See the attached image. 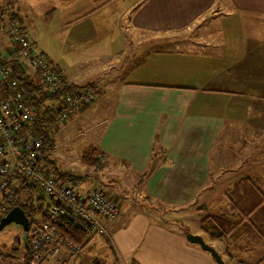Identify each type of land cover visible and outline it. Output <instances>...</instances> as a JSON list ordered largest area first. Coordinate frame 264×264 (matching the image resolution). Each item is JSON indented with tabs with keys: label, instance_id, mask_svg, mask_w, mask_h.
<instances>
[{
	"label": "crops",
	"instance_id": "obj_1",
	"mask_svg": "<svg viewBox=\"0 0 264 264\" xmlns=\"http://www.w3.org/2000/svg\"><path fill=\"white\" fill-rule=\"evenodd\" d=\"M81 1H61L63 25L73 46L100 38L102 63L82 81L50 59L65 81L91 86L97 97L64 123L92 111L101 93L111 99L87 146L114 167L130 169L143 203H153L147 207L217 214L239 179H256L264 189V0H112L95 10L90 0ZM2 7L18 18L12 2ZM9 45L0 29L1 55ZM137 198L121 197L117 220L105 222L108 232L90 239L74 264H106L109 246L121 264H217L186 239L189 232L202 234L133 214L145 205ZM237 240L241 247L247 242ZM204 241L222 257L223 240ZM46 260L60 264L59 258Z\"/></svg>",
	"mask_w": 264,
	"mask_h": 264
},
{
	"label": "built area",
	"instance_id": "obj_2",
	"mask_svg": "<svg viewBox=\"0 0 264 264\" xmlns=\"http://www.w3.org/2000/svg\"><path fill=\"white\" fill-rule=\"evenodd\" d=\"M0 29L10 40L8 51L0 54V218L23 185L34 188L36 195L30 198L32 203H36V196L44 198L48 204L44 212L46 219H34L27 242L31 264H41L47 253L64 251L70 257L81 248L58 232L60 217L76 224L86 237H93L106 233L103 221L118 217L119 204L116 198L97 189L76 191L45 168L40 158V152L46 148L44 137L36 132L33 110L26 105L22 88L11 78L2 60L20 57L37 71L46 91L57 95L51 101L53 116L44 124L50 132L71 114L92 103L96 96L94 89L85 86L59 92L64 81L62 72L36 49L23 26L8 19L2 10Z\"/></svg>",
	"mask_w": 264,
	"mask_h": 264
},
{
	"label": "rangeland",
	"instance_id": "obj_3",
	"mask_svg": "<svg viewBox=\"0 0 264 264\" xmlns=\"http://www.w3.org/2000/svg\"><path fill=\"white\" fill-rule=\"evenodd\" d=\"M61 1L62 0H0V6L5 2H12L13 5L19 7L17 19L26 27L28 36L36 40L37 49H41L43 51L42 54L49 60H59L58 63L61 68L65 69L68 74L75 75L78 80L83 81L87 78L89 73L97 69L102 63L97 55L102 52V49L98 46L101 41H99L100 38L96 37L91 44L88 42L82 47L78 45L73 46L69 42V37L67 36V27L63 25L65 9L62 7ZM84 1L85 0H82L81 2ZM122 4L124 5V2ZM113 36L114 33H112L110 37L113 39ZM117 41L118 38L116 40V45ZM92 58L96 59L92 60ZM102 95V93L98 95V105H96L92 111L87 109L85 111L86 115L82 118L80 117L74 120L70 118L66 123H59L53 129V147L48 153L52 161L53 169L59 173L70 175L71 179L65 181L76 191L86 192L90 189H97L107 193L116 198L119 204V210L121 197L123 199L125 196H129L132 197V199H136V196H138L137 202L139 206L145 205H143V209L134 208L132 210L133 214L137 212L146 213L149 217L158 219L161 223H165V225H163L167 228L176 231L188 227L192 232L200 233L204 239L210 240L200 229L199 225L202 217L215 213L212 208H202L198 210H194L193 208L180 209L168 207L167 204H165L166 207L163 205V208L157 209L147 207L149 204L152 206L153 203H150V201H148L147 204L143 203V195L139 194L140 192H136L138 189L134 184L133 176L129 172L130 169L114 167L111 162L106 159L101 160V165L99 167L85 165L81 162V151L87 147L89 142L94 140V137L97 136L99 127H102L106 120L105 106L103 105L111 99L103 98ZM95 98L97 97L95 96ZM93 124L95 127L92 129ZM73 176L77 178H73ZM25 195L27 194H23L21 197L23 198ZM34 195H36L35 192ZM155 205L158 206L157 204H154V206ZM117 218L110 221L108 220L107 222H114ZM105 222L106 221H103V225L106 228ZM29 230L30 229H28V232ZM22 233L21 225L15 222H10L0 229V252L2 253L0 254V261H4L0 264H17V262L5 261V254L12 245H19L21 248L20 252L22 253ZM94 236H96L97 239L98 235L96 234ZM93 237H86L85 235V243L87 244ZM91 244L92 241L87 245ZM195 244L200 246L198 243ZM83 247L84 246H81L77 252H73L70 257H66L64 251L58 254H52L51 252L47 253L43 261L48 258H59L60 264H74V260L80 257ZM216 247L220 249L222 245L218 243ZM230 252L233 255L232 258L225 255V249L224 252H222V258L226 264H239V261H248L250 264H257L262 258L264 259V249L245 254L234 250ZM21 253L19 254L18 260L22 255ZM43 261L41 264H43Z\"/></svg>",
	"mask_w": 264,
	"mask_h": 264
},
{
	"label": "trees",
	"instance_id": "obj_4",
	"mask_svg": "<svg viewBox=\"0 0 264 264\" xmlns=\"http://www.w3.org/2000/svg\"><path fill=\"white\" fill-rule=\"evenodd\" d=\"M110 1L112 0H90L94 10ZM0 10H2V13H4L8 19L17 21L15 13L6 10V7H2ZM2 64L9 68L11 78L14 79L23 90L26 105L33 110L36 132L39 135H43L44 145H46V148L42 149L40 152V158L43 160L45 168L56 178L66 183L65 180L71 179V176L59 173L53 169L52 161L48 156V153L53 147V131H48L44 126L53 116L51 101L56 98L57 95H51L46 91L37 71L30 67L20 57L4 59L2 60ZM85 86L88 85L79 86L64 80L59 87V92ZM80 159L85 165L99 167L104 156L102 153L98 152L96 147L88 145L81 151ZM73 178L77 177L73 176ZM23 194L27 195L22 198L21 195ZM33 195L34 188L32 186L23 185L20 191L14 195L13 201L9 203V201L5 199L9 203L5 213L13 206L18 205L29 218V226L34 222V219H46L44 212L48 205L47 202L43 197L36 196V203H32L30 198H32ZM221 200H225V208L217 214H208L202 217L200 219V229L210 239L223 240L226 244V254L230 258L233 257L230 251H238L239 248L246 249V247H249V249L255 250L258 247H264V189L259 186L257 180L250 177L239 179L224 193ZM217 201L219 202L220 200ZM57 230L60 234L67 236L81 246L86 244L85 233L76 224L65 217L59 218ZM241 237L247 241L244 247H241L237 240L238 238L241 239ZM20 250L21 248L19 245H12L5 254V261L17 262V264H31V251L28 243L25 244L23 242L22 253ZM20 253L22 255L18 260ZM105 263L121 264L115 256L111 246H109V252Z\"/></svg>",
	"mask_w": 264,
	"mask_h": 264
},
{
	"label": "water",
	"instance_id": "obj_5",
	"mask_svg": "<svg viewBox=\"0 0 264 264\" xmlns=\"http://www.w3.org/2000/svg\"><path fill=\"white\" fill-rule=\"evenodd\" d=\"M10 222H15L21 225L23 231L22 239L23 242L27 244V235L30 221L20 206H13L0 218V229ZM186 239L190 242L198 243L202 249L209 252L217 264H225L220 254L212 246L206 243L202 236L189 232L186 234Z\"/></svg>",
	"mask_w": 264,
	"mask_h": 264
}]
</instances>
